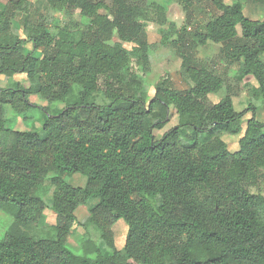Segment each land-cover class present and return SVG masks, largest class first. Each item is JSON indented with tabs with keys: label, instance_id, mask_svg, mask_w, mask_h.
<instances>
[{
	"label": "trees",
	"instance_id": "16d2710c",
	"mask_svg": "<svg viewBox=\"0 0 264 264\" xmlns=\"http://www.w3.org/2000/svg\"><path fill=\"white\" fill-rule=\"evenodd\" d=\"M247 1L211 0L218 13L192 32L197 46L221 44L237 80H256L237 110L230 94L210 102L223 78L192 64L185 44L166 34L160 44L178 45L190 83L176 89L165 73L150 96L154 44L126 0H51L71 23L49 30L25 19L24 37L13 39L11 20L28 0H0V77L25 74L28 82L0 86V212L11 219L0 232V264H264V121L254 103L264 99V19L245 14ZM53 104L64 107L50 114ZM171 109L177 123L159 135ZM41 117L42 136L14 128L18 118ZM239 134L236 148L222 137ZM66 173H80L84 184L72 185ZM91 197L96 203L78 222L77 207ZM47 208L54 224L44 223ZM119 219L127 227L122 248ZM76 223L86 234L82 255L68 247Z\"/></svg>",
	"mask_w": 264,
	"mask_h": 264
},
{
	"label": "rangeland",
	"instance_id": "374dc122",
	"mask_svg": "<svg viewBox=\"0 0 264 264\" xmlns=\"http://www.w3.org/2000/svg\"><path fill=\"white\" fill-rule=\"evenodd\" d=\"M126 1L127 4L134 7L136 21L142 26L147 42L149 44H154L153 50L148 52L150 71L147 75V91L150 96H152L154 92L156 82L165 73L170 75L172 85L176 89H186L190 83L188 77L182 72V59L178 51V45L169 43L168 45L163 46L160 44L161 37L166 34L173 39H180L182 43L185 44V49L189 53L192 64L211 69L223 78V87L218 92L208 95L210 102H218L226 94H230L235 109L242 110L247 107L249 100L247 88L252 85H257L253 76L247 75L242 81L237 80V65L223 61L220 52L221 44L209 42L204 46H197L192 39V32L196 29H200L209 19L218 13L211 0H192V3L188 7H184L175 0ZM231 2L232 0H224V3L226 4H230ZM51 3V0H28L26 10L19 9L15 12L14 17L11 20L10 31L7 33V38L13 39L15 36H19L20 38L24 37L23 22L25 19L31 23H36L42 20L48 26L49 30H52L55 25L69 23V19L52 10ZM100 12L103 13L105 11L100 10ZM244 12L251 19H264V1L248 0L244 5ZM78 17V12L74 13L72 20L78 21ZM182 28L186 29L187 32H185V34H182ZM181 35L182 37H180ZM113 40H118V37L114 36ZM123 45L131 49L133 46L137 45V43H123ZM19 84L23 86L28 85L25 74H14L10 77H0L1 87H16ZM99 98L98 102H101ZM29 100L35 104H44L39 102L35 95H30ZM254 103L258 106V119L264 121V99L254 101ZM63 107V104H53L50 108V114L58 113ZM7 115L13 117L12 111L7 110ZM249 116L250 113L247 112L244 115V121ZM43 121L44 117L37 118L34 121H28V126L18 118L14 128H30L42 136ZM176 123V114L174 113V110L171 109L166 127L157 131L158 134L160 135L165 129L174 126ZM244 124L245 123H243V125ZM222 137L231 148H236V146H238L240 134L237 136L223 135ZM64 178L72 185H82L85 181V177L80 173H66ZM253 191H256V189H253ZM260 191L264 194V183L262 184ZM49 194L50 193H46L44 195L48 204L51 201ZM96 199L97 197H91L85 204H81L82 206L78 207L76 210L78 222H84L86 220L88 212L85 207L96 201ZM49 211L52 210L49 209ZM47 213V209L44 210L45 224L48 222L47 220H50L49 214L47 217ZM4 215L0 212V232H2V225L8 227V223L11 220L10 217ZM75 225V230L68 240V247L73 254L82 255V249L78 242L79 238L86 234L81 225H78L77 223ZM113 228L115 233V245L117 248H122L127 230L126 224L122 219H119ZM102 249L107 253L104 246H102Z\"/></svg>",
	"mask_w": 264,
	"mask_h": 264
},
{
	"label": "crops",
	"instance_id": "0c3cea01",
	"mask_svg": "<svg viewBox=\"0 0 264 264\" xmlns=\"http://www.w3.org/2000/svg\"><path fill=\"white\" fill-rule=\"evenodd\" d=\"M85 182V181H84ZM84 183H82V185H83ZM96 201H97V199H96ZM96 201H94L93 203H96ZM80 206H82V205H79L78 207H80ZM78 207H77V209H78ZM85 207V206H84ZM86 209H87V207H85ZM76 209V210H77ZM46 210V209H45ZM47 211H48V213H47V217H48V214H49V219L50 220H47L48 222L46 223L47 225H51V224H54L55 223V217H56V215H55V213L53 212V211H49V208H47ZM51 212V213H50ZM51 214V215H50ZM75 214H76V212H75ZM47 219V218H46Z\"/></svg>",
	"mask_w": 264,
	"mask_h": 264
}]
</instances>
